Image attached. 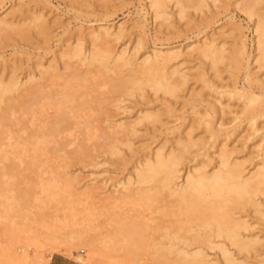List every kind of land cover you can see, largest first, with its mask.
Listing matches in <instances>:
<instances>
[{
  "label": "rangeland",
  "instance_id": "374dc122",
  "mask_svg": "<svg viewBox=\"0 0 264 264\" xmlns=\"http://www.w3.org/2000/svg\"><path fill=\"white\" fill-rule=\"evenodd\" d=\"M173 1L166 0V7L164 6L166 16L157 17L154 16L149 0H0V77L4 81L11 77H17L22 82L26 81L27 83L25 82L26 84L21 86V91L19 90L21 93L25 91L27 86L29 87L30 82L27 81V78L30 75L35 81H42L43 78L38 77L39 72L49 62L53 65L52 69L63 74V76L75 68H79L81 72L88 68L86 64L79 62L77 57L62 60L60 52L80 40L85 54H87L92 46L88 36V31L92 27L110 25L117 28L120 24L119 37L110 36L108 42L111 44H107H110L112 51L118 53L124 49L126 55H132L130 57L135 58L132 59L133 62L123 64V66L121 61L111 62L110 66L114 70H110L108 75L104 77V80L107 81L99 80L104 84L98 82L99 86L93 85L97 90L92 91L94 93L92 94L94 97L90 99L92 102L86 96H83L84 101L81 96L84 90L91 92L93 86L91 85L92 87L89 86L91 88L86 89V83L89 84V82L83 78L80 80L84 84L80 80H78L80 85L77 84L79 91H77L78 97L77 95L75 97L79 100L76 101H84L85 103L88 100L89 103L91 102L90 110L94 108L100 114H97L95 110L91 111V113H96L90 119L96 116L98 120L94 119L97 121L93 120V122L99 125L100 129L104 130L103 127H106L107 132H111L112 127H115L116 130L113 129L116 132H114V137L120 139L115 144L117 140L115 141L113 137L104 139L101 133H97L99 130L96 129L97 137L94 136L95 139L93 138L92 141L97 139V142L103 144L106 141L105 145H108V141L114 140L112 143L117 147L114 152L107 149L108 146L105 145L93 147L91 140L87 142V149L82 152L75 143L72 145L63 142V137L62 142L65 147L60 145L62 147L60 149V146L57 145L59 147L53 149L55 144H50L48 146L50 149H47L52 150L48 153L50 155L53 153V157L50 155L48 157V153L43 154L47 155L48 158L39 155L35 159L36 163L32 159L35 165L29 161L31 156L24 153L20 154L19 151V153L17 152L20 154L19 158L15 156L17 153L15 155L8 154L10 152L7 153L6 160L3 158L5 156H0V159L3 158L0 160V170H2L1 172L6 171L5 176L0 174V177L2 176L0 181L3 184L0 185V189L3 192L6 191L4 193L6 196L11 193L10 197H1L2 207L10 204V202L14 204L16 200L23 201L20 205L22 207L15 205L18 209L15 206L14 209L12 207L7 211H4L2 207L0 208V217H2L0 220V264H15L17 263L15 261L16 256H19V259L26 258L28 264H48L49 254L55 253L64 255L78 264H154V253L151 254L153 252L151 248L153 249L152 238L157 236V232L154 233L151 227L154 226V223L162 220L165 222L164 219L169 218L167 216L166 218L160 217V207L154 208L157 205L160 206V202H155L157 203L155 204L147 198H141L142 201L138 199L133 201L134 199L131 198L132 200L129 201L135 204L132 203V205L129 202L123 205V208L129 212H134L137 209L141 213L146 211L147 215L144 213L147 217L146 223L151 225L148 228V233H153L152 237H149L151 242L149 239L147 240V244L150 243L151 245L143 243V248L141 247V252H139L141 254L133 257H128L117 249L108 250L104 247L95 246L92 239L80 236L79 228H82V224L78 225V222L87 216L86 211H84L87 206L93 203V205H98L102 202L105 194L113 190H121L122 183L127 179L135 180L136 169H139L143 160L152 156V153L159 146L167 153L171 148L175 149L181 145L178 141L182 142L188 137L196 140L198 144L200 143L201 146L194 145L184 155L183 165L179 172L180 176L175 181L178 183H181L185 176V165L192 166L196 160L207 163L205 167L207 170L214 169L219 161L220 149H226L229 160L241 161L246 175L255 169L254 164L260 163L264 168V116L258 118L257 126L260 130L254 132L253 128L242 117H234V112L240 109L239 103L242 98L239 100L227 93L231 89L237 90L246 86L245 73L246 69L249 68L251 79L257 78L258 80V82L253 80L252 83L249 81L251 86L264 98V62H259L261 59L258 60V49L255 47L256 33L253 29L256 16L249 18L250 20L247 18L244 9H242L245 5L244 0H215L214 2L204 0L205 5L201 9L196 10L193 6L187 5L182 14L179 13L178 5L175 6ZM254 6H256V10L259 8L257 13H264V0H259ZM4 23L14 26L17 30L12 26L5 28L6 24ZM41 26L46 28L47 33L39 32ZM18 29H22L25 36ZM14 30L19 31V35ZM239 32L241 33L239 34ZM238 35L244 37L246 56L239 69L236 70L228 65L226 59L211 67L209 59L199 54L195 49L203 41L212 40L214 45L224 47L225 50L222 54L225 56L229 49L231 50V46H234V41ZM151 49L175 51L176 56L168 62L167 68L168 70L176 68L185 74V80L177 91V96H170L161 91L154 92L147 85H143V89L138 91L127 89V87L112 90L111 84L114 83L112 82L114 81V72L112 71L120 72L121 70V75L128 74L130 69L136 67V64L139 65L138 63ZM64 62L74 65L72 66L74 68H65ZM91 68L94 67L91 66ZM89 75L92 74L89 73ZM83 76L84 78L85 76L88 77V74L85 73ZM31 83L33 82L31 81ZM86 91V94L83 95L92 96ZM9 95H17V92ZM99 97L106 98L101 100ZM94 98H97L98 101ZM99 103L101 106L98 107ZM206 108H217L219 111L222 109V112L216 114V117L222 119L223 125L218 126L217 123H214L215 131L212 135L202 131L201 126L198 125L201 121L199 120L200 116ZM88 110H85L87 114L89 113ZM145 112L155 113L156 121L141 119L139 122L138 117ZM17 113L10 116V119L14 118L15 122L12 119L7 120L6 124L9 122L10 127H8L11 129L12 127L16 128L15 123H18L15 120V116H18ZM91 113L89 114L91 115ZM96 114L100 117H97ZM96 127L98 128V126ZM78 129L72 132L82 139V135L85 133H81L82 128ZM66 137L69 138V136ZM73 147L78 150L70 149ZM194 151L198 153V156L192 158ZM55 154L56 157H54ZM187 157L191 160L188 161ZM31 162L32 164L29 165ZM2 165L5 167L4 170L1 168ZM55 172L57 173L55 180L57 183L60 181L59 189L54 187L41 191L39 186L43 181L45 184H52ZM26 175L29 180L25 179L27 178ZM136 185L134 183L132 186ZM29 188L33 191L31 192ZM26 189H29L28 192L31 194L36 191V195H30L32 196L31 199L28 195L22 200L19 197L20 191H27ZM75 192L81 194L80 199ZM24 198H27V202ZM165 199L171 198L166 197ZM6 202L9 203L6 204ZM25 205L27 206L24 207ZM251 205L245 204L231 210L234 217H239L240 220L243 219L248 223L249 230L243 231V235L255 239L253 247L249 251L243 252L225 242L229 251L232 252V258L228 260L218 248H209L204 245L207 255L205 264H264V200H261L259 211H255L254 206ZM89 207L91 208V206ZM184 212L182 211L181 217L178 218L184 221L185 226L194 225L195 222L188 218V215L191 214L189 209ZM188 212L189 214H186ZM82 213L85 214L84 217H82ZM87 218L89 217L87 216L84 221L88 226L91 222ZM19 230H27L33 234V237L28 242L16 241L12 244L13 252L17 254L15 256L10 252L11 243H9V239L11 234ZM76 231L78 234H74ZM89 232L92 234V231ZM214 240L221 241V239L216 238ZM24 243H29L25 250L21 249ZM146 246L151 247L150 249L148 247L147 250Z\"/></svg>",
  "mask_w": 264,
  "mask_h": 264
},
{
  "label": "bare ground",
  "instance_id": "6f19581e",
  "mask_svg": "<svg viewBox=\"0 0 264 264\" xmlns=\"http://www.w3.org/2000/svg\"><path fill=\"white\" fill-rule=\"evenodd\" d=\"M165 1L166 0H149V5L153 9L154 16H166V11L164 9L166 3ZM211 1L214 2L215 0ZM244 1L245 5L242 9H244L247 18L249 19L253 16H256L254 20L255 27L253 28L254 32L256 33L255 47H257L258 49V60L261 59L259 62H264V13H257L259 8L258 10H256V6H254L259 0ZM173 2L175 6L178 5V11L180 14H182V12L184 13V7L187 5L193 6L196 10L201 9L202 6L205 5L204 0H174ZM7 26L11 27L12 25L6 24L5 28ZM15 29L17 30V28ZM40 29V33H47L46 28L42 27ZM18 30H21L20 32L22 33V35L25 36L22 29ZM20 32L18 31L16 33L19 35ZM120 32V24L117 26V28L110 25L99 26L98 28L92 27L88 31V36L91 40L92 46L90 50L87 51V54H85V50L83 49L80 40L77 41L73 46H69L67 49L61 50L60 58L62 60H69L70 58L72 59L73 57H77L79 62L87 65L86 67L88 68H86L84 71L82 70V72L79 68H75L68 72L66 76L64 75V77L63 74L59 73L55 69H52L53 65L49 62L42 68V70L40 69L41 71L39 72L38 77L40 79L43 78L44 80L42 79V81H35L34 79H32L33 76L30 75L27 78L28 80L26 79L28 82H30L29 87L26 85L27 88L23 93L20 92V89L23 84L27 83L26 81L22 82L17 77H11L10 79L8 78L7 81H4L0 77V156H5L3 157L4 160H6V155L8 152H10L8 154L15 155V153H17L18 151L20 152V154L24 153L31 156V159H28L29 161H32V159L35 160L36 157H39V155L46 157L47 155L43 154H47L49 151L52 152V150H48L50 149L48 148L50 144H55V148L53 149H56V147H59L60 145H63L65 147L63 142L72 145L73 143H75V145L78 146V149L80 148L82 152L87 149L86 146L88 145L87 142H89V140H91V144L93 143V147H101V145L104 146L106 141L104 142V144L100 143L99 141L97 142V139L96 141H92L93 138L95 139V137H97V133H101V136L104 139H106L107 137H113L115 141L117 140L115 143L117 144L118 140L120 139L118 137H114V130H116L115 127H112L111 132H107L105 130L106 127H103L105 128L104 130L100 129L99 125L95 123L98 120L96 116L95 118L92 117V119H90V117L92 115H95V113L98 111L94 108L90 110V103L92 102L90 99L94 97L92 95L94 94L92 93V91L97 90L96 88H94V86H99L97 84L98 82L101 83V81L99 80L105 81L106 79L104 80V77L108 75L107 73L110 70H114L111 68L112 66H110V64H112L111 62L121 61L123 66V64H130L133 59L131 58L132 55H130L131 57L129 55H126L124 49H121L118 53H116L112 51L113 49L110 48L111 43L108 42L109 37H119ZM240 33L241 32H239V34ZM6 34L7 33L5 32V35ZM24 36L21 37L24 38ZM234 42L236 44L234 43V46H231V50L229 49L227 55L225 56L222 54L225 50L223 49L224 47H218V45H214L212 40L203 41L200 45H197L195 49L199 54L209 59L211 67L215 66L218 62H222L224 59H226L228 65L236 70L239 69L242 60L245 58L246 50L244 45V37L242 35H238V38ZM175 56L176 53L173 50L167 51L160 49H151V51L141 59V63L139 62L138 66L136 64L135 68L130 69V72L128 74L121 75L120 69V72L112 71L114 72V81H112L114 83L111 84L112 90H119L121 87H127V89H136L138 91L143 89V85H147L154 92L161 91L162 93L170 96H177L176 93L180 89L181 85H183V82L185 80V74L183 72H180L176 68L168 70V62ZM255 60L257 61V59ZM64 65L65 68L68 69H70L69 67L74 66L70 65L68 62H64ZM91 66H93L94 68H91ZM82 73L83 75L87 73L88 77L85 76L84 78ZM89 73L92 75L90 76ZM82 78L86 82H89V84L85 82L87 85V87L85 86L86 89H89L94 85L92 87V90L90 89L91 92L87 90L88 93H91L89 95H92L88 96L90 98H88L87 95H83L86 90L83 91L84 93L80 90L83 93L82 96H80L82 98L83 96H86V98L91 101L90 103L88 102V100H86L87 102L84 103L85 98H83V102L76 101L78 99V86L80 85L78 84V80ZM253 80L254 79H251L249 68H247L245 73L246 86L237 90H235V88L231 89V91L227 90V93H229L231 97L234 96L238 99L242 98L241 102L239 103L240 109L234 112V117H242V119L245 120L246 123H248V125L251 126L253 128V131L255 132L260 130V128L257 126L258 118L264 116V98L262 97L261 93H257L255 90H253L251 86ZM255 80H257V78ZM31 81L33 83H31ZM80 82L82 83L81 80ZM255 82H258V80ZM260 85L262 87V83ZM13 92H17V95H9L10 93L13 94ZM76 95L77 97H75ZM82 98H80V101H82ZM99 98L102 100L104 97ZM95 99L97 100V98H94V100ZM88 104H90L89 107ZM99 105L100 103L98 104V107ZM87 109H89V113L94 110L96 112H92L91 115L88 113V115L87 111H85ZM82 111L86 112L84 113L85 115ZM220 111L222 112V109ZM220 111L217 110V108H206L204 110V113L201 114V118L199 119L201 121H199L198 123V125L201 126L200 128L202 129V131L208 132L210 135H212L213 131H215V128L213 126L214 123H217L218 126L223 125L222 119H217L216 117V114L220 113ZM16 112H18V116H15V120H17L19 124L15 123L16 128L12 127L11 129L8 125L9 122L8 124L6 123L7 120L12 119H10V116ZM97 114L99 113L97 112ZM99 115H97V117ZM139 117V122L141 119H145L147 121L151 120L153 122L157 118L155 113L150 112H145V114H142ZM13 119L12 121H14ZM93 120L95 122H93ZM92 123H95L96 125ZM12 124L14 125V123ZM96 126H98V128ZM78 128L84 131L81 132L82 134L85 133V136L82 135V139L80 138V136L78 137V135H75L74 132H72L74 130H77ZM130 128L132 127L130 126ZM96 129H98L99 131H95ZM66 136H69V138L67 139ZM63 137L64 141L62 142ZM114 140H112V142H114ZM108 142V145L105 146H108L107 149L114 152L117 147L114 146L115 144H113L111 141ZM178 143H181V145L175 147V149L171 148L169 152L167 151V153L163 151L161 146H159L152 153V156L146 157L143 162L141 160L142 163H139V169H136L137 173L135 180L132 181L127 179V181L122 183V187L118 186L121 187V190L119 189L120 191L113 190L108 194H105L102 202H100L98 205H93V203V206L91 204L89 205L91 206V208L87 206L86 210L84 211H86L85 214L87 213V216L89 217L87 219L91 223L88 226L87 224H85L86 222L84 220H86L87 216H85V219L82 218L84 217L83 215H85L83 214V211L81 221L78 220V225L82 224V228H79L80 236L92 239L95 242V246L97 247H104L108 250L117 249L125 253L128 257H133L137 254H141L139 252H141V247L143 248V243L147 244L148 239L151 242L150 238L153 235V233H148V228L151 227V225L146 223V211L144 212L146 215L144 213H141L140 211H137V208V210H134V212H129L128 210H125L123 208V205L129 203V200L131 198L134 199L133 201H136L135 199L142 201L141 198H147L152 203L160 202V206L157 205L156 207H154H160V217H169L164 219L166 223L162 220L161 222L159 221L157 223H154V226L151 227V229L154 230V233L157 232V236H153L155 239L152 238L153 249L151 248V250L153 252L150 251L151 254L154 253V256L152 255L154 257V264H205L207 262V255L204 250L205 246H208L209 248H218L221 251L220 253L225 256L226 259L230 260V258H232V252L229 251V248L227 247V245H225V242L229 243V245H231L238 251H249L253 247L255 239L247 238V236L243 235V231L248 229V223H246V221L243 219V221L240 220L239 217H234L232 210L241 205L244 206L245 204H252L251 206H254L255 211L258 210L261 204V200H264V168L262 164H254L255 169L251 171L249 175H246L244 173V167L242 166L241 161H233V159L232 161L229 160L230 158L228 159L227 157V152L225 151L226 149H220V153H218L219 161L214 169L209 171L205 168L207 166V163L196 160V162H193L192 166L185 165V176L182 182L178 183L175 181L180 176L179 172L181 166L183 165L182 162L184 159V155L188 153L190 148L194 145H200V143L198 144L196 140L194 141L190 137L183 140L182 142L178 141ZM61 148L62 147L60 146V149ZM70 149L73 150L75 148L73 147ZM18 153L15 156L18 157L20 155ZM49 155L50 154L48 153V157ZM52 155L53 153L50 156ZM56 156L57 155L55 154L54 157ZM197 156L198 153L194 151L192 158H195ZM3 158L1 159L3 160ZM187 159L188 161L191 160V158L188 157ZM32 162L29 163V165L32 164ZM34 162L36 163V160ZM1 168L3 170L5 169L3 165ZM1 171L2 170H0V172ZM5 172L6 171H3L0 174H3L2 176H5ZM36 174L38 173L36 172ZM56 175L57 173L52 180V184H45L43 181L41 186H39L41 191L48 190L54 187H57V190L59 189L58 184L60 183V181L59 183H57V181L55 180ZM26 177L27 178L25 179H28L27 175ZM134 183H136L137 185L132 186ZM1 184L2 182L0 183V185ZM29 189H26L27 191H20V194L19 192H17L20 195H18L20 199L23 200V197H28V195L31 199L32 196L36 195V191H34L35 194H31L33 189H30L31 192H28ZM1 192L0 199L1 197L6 196L4 195L6 191ZM10 194H8V196L6 197H10ZM15 195L17 196V194ZM76 195L78 196L79 193H76ZM67 196H69L68 193ZM77 196L75 198H77ZM80 196L81 194L78 196V199H80ZM166 197H170L171 199L166 200ZM258 197H260V199H258ZM24 199L27 202V198ZM78 199L76 200L78 201ZM21 202L20 200H16L14 204H11V202L10 204H8L9 202H6V204L8 205L2 207L3 203L0 201V208L2 207L4 211H7L12 209V207L14 209L15 205L17 207L22 205ZM132 203L135 204L134 202H130V204ZM26 206L27 205H25L24 207ZM188 209L191 213L190 215H188V218L190 219V221L192 220L195 223L194 225L189 224L188 226H185L184 221L178 217L180 216V213L182 211L184 212ZM189 212L186 214H189ZM1 218L2 217H0V220ZM148 218L150 217L148 216ZM89 231H92V234ZM74 234H78L77 231ZM147 234L148 236H146ZM32 237L33 234L27 230H19L18 232L16 231L11 234L9 239V243H11L10 252L15 254L16 256L17 254L13 252L14 250L12 249V244L16 241L28 242V240H30ZM215 238L221 239V241H215ZM27 244L29 243H24V245L21 246V249L25 250ZM148 244L151 245L150 243ZM16 248L18 247L16 246ZM51 255L52 254H49V258ZM19 258V256H16L15 258V261L18 264H28L26 258Z\"/></svg>",
  "mask_w": 264,
  "mask_h": 264
},
{
  "label": "crops",
  "instance_id": "0c3cea01",
  "mask_svg": "<svg viewBox=\"0 0 264 264\" xmlns=\"http://www.w3.org/2000/svg\"><path fill=\"white\" fill-rule=\"evenodd\" d=\"M48 264H78V263L72 261L71 259L65 257L64 255L55 253L50 257Z\"/></svg>",
  "mask_w": 264,
  "mask_h": 264
}]
</instances>
